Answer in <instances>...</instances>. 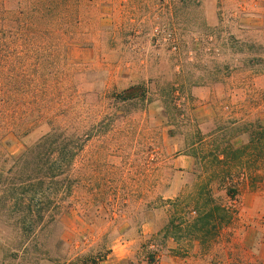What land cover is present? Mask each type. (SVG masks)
Returning <instances> with one entry per match:
<instances>
[{
  "label": "rangeland",
  "instance_id": "374dc122",
  "mask_svg": "<svg viewBox=\"0 0 264 264\" xmlns=\"http://www.w3.org/2000/svg\"><path fill=\"white\" fill-rule=\"evenodd\" d=\"M72 3L48 78L77 115V189L34 230L0 208V264H146L148 250L156 264L181 263L177 250L192 257L198 248L183 233L179 242L162 239L170 210L193 212L187 202L215 167L200 160L245 144L247 124H264V0ZM134 88L142 99L114 98ZM39 135L14 139L7 151L18 156ZM245 173L234 178L232 201L212 185L239 221L222 231V246L264 215V182Z\"/></svg>",
  "mask_w": 264,
  "mask_h": 264
},
{
  "label": "trees",
  "instance_id": "16d2710c",
  "mask_svg": "<svg viewBox=\"0 0 264 264\" xmlns=\"http://www.w3.org/2000/svg\"><path fill=\"white\" fill-rule=\"evenodd\" d=\"M72 1L0 0V208L16 214L21 227L29 230L46 215L54 218L62 202L73 198L77 189L76 162L81 151V134L73 122L77 115L67 97L53 91L48 78L60 56L67 23L77 10ZM137 91L128 89L114 98L124 103L140 100L143 92ZM246 128L245 144L238 148L226 144L211 159L200 160V165L215 167L187 202L194 211L179 217L176 209L170 210L168 223L160 231L162 239L179 242L183 233L198 248L192 257L186 250H177L175 257L182 260L177 264H264V215L238 238L229 232L222 246V231L239 221L232 204L215 198L212 187L224 189L232 201L237 195L236 175L246 172L249 182H264V124L250 123ZM36 130H40L39 137L18 156L7 151L12 140L27 138ZM230 165L240 172H233ZM178 202L171 203L172 209ZM156 237H151L149 245L157 242ZM87 258L67 264L100 262V258ZM145 258L146 264L158 262L155 250H148Z\"/></svg>",
  "mask_w": 264,
  "mask_h": 264
}]
</instances>
